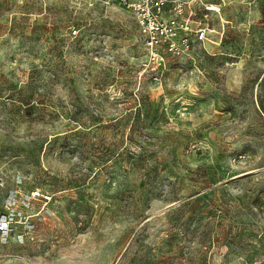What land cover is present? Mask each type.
Here are the masks:
<instances>
[{"label":"rangeland","instance_id":"obj_1","mask_svg":"<svg viewBox=\"0 0 264 264\" xmlns=\"http://www.w3.org/2000/svg\"><path fill=\"white\" fill-rule=\"evenodd\" d=\"M188 1L161 59L124 8L0 0V264H264V0Z\"/></svg>","mask_w":264,"mask_h":264},{"label":"built area","instance_id":"obj_2","mask_svg":"<svg viewBox=\"0 0 264 264\" xmlns=\"http://www.w3.org/2000/svg\"><path fill=\"white\" fill-rule=\"evenodd\" d=\"M90 6H118L132 13L137 21L141 39L151 58L160 57L159 52L170 56H179L189 50L192 42L204 41L206 30L203 27L193 28L187 18L188 0H82ZM74 29L72 35L76 36ZM158 80V77H154ZM50 200L49 196L39 191L25 195L23 206H29L38 198ZM7 210L0 214V243H8L9 236L16 233L18 225H32L31 216L23 207L19 208V195L15 190L7 194ZM16 236V235H15ZM16 236V237H17Z\"/></svg>","mask_w":264,"mask_h":264}]
</instances>
